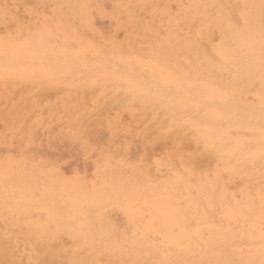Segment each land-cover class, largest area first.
<instances>
[{
    "label": "rangeland",
    "instance_id": "1",
    "mask_svg": "<svg viewBox=\"0 0 264 264\" xmlns=\"http://www.w3.org/2000/svg\"><path fill=\"white\" fill-rule=\"evenodd\" d=\"M0 56V264H264V0H0Z\"/></svg>",
    "mask_w": 264,
    "mask_h": 264
},
{
    "label": "bare ground",
    "instance_id": "2",
    "mask_svg": "<svg viewBox=\"0 0 264 264\" xmlns=\"http://www.w3.org/2000/svg\"><path fill=\"white\" fill-rule=\"evenodd\" d=\"M162 3V2H161ZM247 14V13H246ZM249 14V13H248ZM210 17V16H209ZM208 18V17H207ZM240 24V23H239ZM10 25H12V24H10ZM230 25V24H229ZM160 32H162V31H160ZM172 32V31H171ZM252 32H253V30H252ZM251 32V33H252ZM24 33V32H23ZM214 33V32H213ZM89 34V33H88ZM179 34H181V33H179ZM258 34H259V32H258ZM178 35V34H177ZM117 36V35H116ZM214 36V35H213ZM258 36H260V34L258 35ZM177 37H179V36H177ZM241 37V36H240ZM213 38V37H212ZM214 38H216V37H214ZM213 38V39H214ZM118 39V38H117ZM262 39V38H261ZM180 40V39H179ZM240 40V39H239ZM256 40V39H255ZM181 41V40H180ZM242 40H240V42H241ZM260 42V41H259ZM183 43V42H182ZM256 43H258V41L256 42ZM100 44V43H99ZM252 45V44H251ZM254 45V44H253ZM257 45V44H256ZM237 46H238V44H237ZM249 46V45H248ZM241 47V46H240ZM250 47V46H249ZM253 47V46H252ZM206 48H207V46H206ZM225 48V47H224ZM238 48V47H237ZM243 48H244V46H243ZM254 48V47H253ZM257 48V47H256ZM10 49V48H9ZM12 49V48H11ZM88 49V48H87ZM248 49V48H247ZM224 50V49H223ZM222 50V51H223ZM106 51V50H105ZM113 52H115L114 50H112ZM225 51V50H224ZM247 51V50H246ZM250 51V50H249ZM14 52V51H13ZM31 52V51H30ZM97 52V51H96ZM258 52V51H257ZM27 54H28V52H26ZM25 53V54H26ZM78 53H79V50H78ZM77 53V54H78ZM218 53V52H217ZM254 53V52H253ZM5 54V53H4ZM9 54V53H8ZM24 54V55H25ZM26 54V55H27ZM95 54H97V53H95ZM99 54H100V52H99ZM104 54V53H103ZM219 54V53H218ZM242 54H243V52H242ZM15 55V54H14ZM72 55V54H71ZM81 55V54H80ZM90 55V54H89ZM109 55V54H108ZM113 55V54H112ZM115 55V54H114ZM213 55V54H212ZM1 56H2V54H1ZM0 56V57H1ZM16 56V55H15ZM86 56H88V55H86ZM117 56V55H116ZM220 56V55H219ZM254 56V55H253ZM260 56V55H259ZM13 57V56H12ZM27 57H29V56H27ZM26 57V58H27ZM60 57V56H59ZM70 57V56H69ZM85 57V56H84ZM104 57H105V55H104ZM119 57H121V55L120 56H118V58ZM126 58L128 57V56H125ZM124 57V58H125ZM90 58V57H89ZM107 58V57H106ZM113 58H114V56H113ZM215 58V57H214ZM225 58V57H224ZM224 58H223V60H224ZM4 59V58H3ZM14 59V58H13ZM92 59V58H91ZM115 59V58H114ZM129 59V58H128ZM15 60V59H14ZM13 60V61H14ZM20 60V59H19ZM31 60V59H30ZM74 60H75V58H74ZM116 60H117V58H116ZM127 60V59H126ZM133 60V59H132ZM139 60V59H138ZM138 60H137V62H138ZM144 60V59H143ZM218 60V59H217ZM6 61V60H5ZM78 61V60H77ZM87 61V60H86ZM104 61V60H103ZM102 61V62H103ZM142 61V60H141ZM140 61V62H141ZM226 61V60H225ZM228 61V60H227ZM254 61H256V60H254ZM8 62H10V60L8 61ZM12 62V61H11ZM21 62H23L22 60H21ZM125 62V61H124ZM134 62H135V60H134ZM144 62V61H143ZM72 63V62H71ZM80 63V62H79ZM226 63V62H225ZM1 64V63H0ZM22 64V63H21ZM26 64V63H25ZM68 64V63H67ZM85 64V63H84ZM97 64H98V62H97ZM138 64H140V63H138ZM141 64H142V62H141ZM11 65V64H10ZM12 65H13V63H12ZM61 65V64H60ZM15 66V65H14ZM19 65H17V67H18ZM68 66V65H67ZM70 66V65H69ZM68 66V67H69ZM140 66V65H139ZM148 66V65H147ZM2 67H3V65H2ZM7 67V66H6ZM20 67V66H19ZM71 67V66H70ZM72 67H75L74 65L72 66ZM83 67V66H82ZM111 67H113V65L111 66ZM126 67V66H125ZM149 67V66H148ZM152 67V66H151ZM25 68V67H24ZM23 68V70H25ZM38 68V67H37ZM65 68V67H64ZM120 68V67H119ZM143 68V67H142ZM2 69V68H1ZM4 69V68H3ZM33 69V68H32ZM39 69V68H38ZM80 69L81 68H79V71H80ZM85 69V68H84ZM160 69V68H159ZM161 69H163V67L161 68ZM165 69V68H164ZM244 69H246V67H244ZM9 70H10V68H9ZM19 70V69H18ZM61 70V69H60ZM62 70H63V68H62ZM69 70V69H68ZM92 70V69H91ZM96 70V69H95ZM120 70V69H119ZM140 70H142V69H140ZM146 70H148V69H146ZM156 70H158V69H156ZM155 70V71H156ZM13 71V70H12ZM12 71H10V72H12ZM28 71V70H27ZM34 71H36V68H35V70ZM82 71H83V69H82ZM89 71V70H88ZM93 71V70H92ZM105 71H107V70H105ZM159 71V70H158ZM157 71V72H158ZM168 72H169V70H167ZM225 70H223V72H224ZM235 71V70H234ZM1 72V71H0ZM15 72V71H14ZM17 72V71H16ZM57 72H59V71H57ZM68 72V71H67ZM87 72V71H86ZM108 72V71H107ZM132 71H130V73H131ZM142 72V71H141ZM151 72V71H150ZM160 72V71H159ZM35 73V72H34ZM44 73V75H46L45 73L46 72H42L41 74H43ZM50 73V72H49ZM105 73V72H104ZM147 73H149L148 71H147ZM172 73V72H171ZM171 73H169L170 75H171ZM174 73V72H173ZM18 74V73H17ZM110 74V73H109ZM109 74H106L105 75V77H107V75H109ZM114 72H113V75H112V77H114ZM142 74V73H141ZM146 74V73H145ZM150 74V73H149ZM148 74V75H149ZM160 74V73H159ZM165 74L167 75V73L165 72ZM43 75V76H44ZM51 75V74H50ZM74 75V74H73ZM103 75V74H102ZM126 75V74H125ZM15 76V75H14ZM13 76V77H14ZM42 76V75H41ZM63 76H65V75H63ZM69 76V75H68ZM83 76V75H82ZM110 76L111 75H109V78H110ZM117 76L118 75H116V78H117ZM127 76V75H126ZM161 76V75H160ZM35 77V76H34ZM47 77V76H46ZM61 77V76H60ZM70 77V76H69ZM119 77V76H118ZM123 77V76H122ZM121 77V78H122ZM125 77V76H124ZM161 77H164V75L163 76H161ZM223 77H224V74H223ZM16 78V77H15ZM18 78V77H17ZM39 78H40V76H39ZM45 78V77H44ZM81 78V77H80ZM97 78V77H96ZM103 78V77H102ZM114 79L113 78V80H115L116 82H117V79ZM120 78V79H121ZM154 78H156V77H154ZM169 78H170V76L168 77V80H169ZM28 79V78H27ZM47 79V78H46ZM49 79L51 80V78H50V76H49ZM53 79V78H52ZM60 79V78H59ZM112 79V78H111ZM119 79V80H120ZM147 79V78H146ZM151 79V78H150ZM157 79V78H156ZM155 79V80H156ZM162 79H164V78H161V80ZM262 79H264V77L262 78ZM15 80V79H14ZM20 80H21V78H20ZM24 80H25V78H24ZM29 80V79H28ZM50 80H49V82H50ZM53 80H55V79H53ZM66 80L67 79H65V82H66ZM69 80V79H68ZM74 80V79H73ZM73 80H71V81H73ZM76 80V79H75ZM126 80V79H125ZM254 80H255V78H254ZM2 81H4V80H2ZM6 81V80H5ZM44 81V80H43ZM46 81V80H45ZM81 81V80H80ZM92 81V80H91ZM104 81H105V78H104ZM109 81H111V80H109ZM122 81V80H121ZM156 81H158V79L156 80ZM86 82V81H85ZM84 82V80H83V84L85 83ZM106 82V81H105ZM126 82V81H125ZM132 82V81H131ZM160 82V81H159ZM170 82V81H169ZM174 82V81H173ZM178 82V81H177ZM197 82V81H196ZM75 83V82H74ZM80 83H82V82H80ZM127 83L128 82H126V85H127ZM164 83V82H163ZM199 83H202V81H200L199 80ZM73 84V83H72ZM72 84H70V85H72ZM112 86H113V84L112 83H110ZM120 83L118 82V84L117 85H119ZM125 84V83H124ZM152 84H154V83H152ZM167 84V83H166ZM169 84H171V83H169ZM206 84H208V83H206ZM74 85V84H73ZM72 85V86H73ZM107 85V84H106ZM138 85V84H137ZM139 85H141V84H139ZM158 85V84H157ZM165 85V84H164ZM174 85V84H173ZM187 85V84H186ZM189 85V84H188ZM108 86H110L109 84H108ZM125 86V85H124ZM132 86V85H131ZM153 86H155V84L153 85ZM192 86V85H191ZM200 86H202L201 84H200ZM211 86H213V85H211ZM80 87H82V86H80ZM134 87H136V86H134ZM170 87V86H169ZM207 87V86H206ZM205 87V88H206ZM234 87V86H233ZM113 88H114V86H113ZM116 88V87H115ZM152 88V87H151ZM159 88H161V87H159ZM165 88V87H164ZM196 88V87H195ZM210 88V87H209ZM44 89H46V88H44ZM56 89H58V88H56ZM119 89H123V88H119ZM141 90H142V88H140ZM200 89V88H199ZM198 89V90H199ZM203 89H204V87H203ZM85 90V89H84ZM87 90V89H86ZM92 90V89H91ZM107 90V89H106ZM108 90H109V88H108ZM114 90V89H113ZM116 90V89H115ZM118 90V89H117ZM153 90V89H152ZM102 91H103V89H102ZM146 91H148V90H146ZM159 91V90H158ZM203 91V90H202ZM206 91V90H205ZM209 91V90H208ZM212 91H214V90H211V92ZM18 92V91H17ZM144 92V91H143ZM150 92V91H149ZM207 92V91H206ZM116 93V92H115ZM132 93H135V92H132ZM132 93H131V95H132ZM139 93V92H138ZM145 93V92H144ZM120 94V93H119ZM148 94V93H147ZM150 94V93H149ZM209 94V93H208ZM211 94V93H210ZM209 94V95H210ZM218 94V93H217ZM14 95H15V93H14ZM138 95H140V94H138ZM150 96H151V94H150ZM153 96V95H152ZM152 96L150 97V98H152ZM155 96V95H154ZM219 96V95H218ZM134 97V96H133ZM136 97V96H135ZM138 97V96H137ZM141 97V96H140ZM162 97V96H161ZM242 96H240V98H241ZM83 98V97H82ZM142 98V97H141ZM146 98V97H145ZM155 98V97H154ZM156 98L158 99V96H156ZM208 98H211V97H209L208 96ZM113 99V98H112ZM138 99H139V97H138ZM167 99V98H166ZM40 100V99H39ZM72 100V99H71ZM86 100V99H85ZM110 100V99H109ZM159 100H161V98H159ZM111 101V100H110ZM153 101V100H152ZM166 101V100H165ZM169 101H171V100H169ZM51 102V101H50ZM57 102V101H56ZM138 102V101H137ZM158 102H160V103H167V102H161V101H158ZM192 102V101H191ZM154 103H155V101H154ZM159 103V104H160ZM171 104V103H170ZM161 105V104H160ZM167 105V104H166ZM191 105V104H190ZM58 106V105H57ZM164 106V105H163ZM173 106H175V105H173ZM81 107V106H80ZM153 107V106H152ZM156 107H158L157 106V102H156ZM169 107V106H168ZM155 108V107H154ZM161 108V107H160ZM164 110H165V108H163ZM166 109H167V107H166ZM46 110V109H45ZM168 110H169V108H168ZM36 111V110H35ZM186 111H187V109H186ZM103 112V111H102ZM185 112V111H184ZM166 113V112H165ZM172 113V112H171ZM177 113H179V112H177ZM176 114V113H175ZM216 114V113H215ZM166 115H167V113H166ZM167 116H170V115H167ZM213 117H214V115H212ZM148 117V116H147ZM165 117V116H164ZM181 117V116H180ZM150 118V117H149ZM206 118V117H205ZM151 119V118H150ZM157 119V118H156ZM167 119V118H166ZM170 119V118H169ZM169 119H167V120H169ZM184 119V118H183ZM167 120H166V122H167ZM176 120V119H175ZM185 120V119H184ZM189 120V119H188ZM151 121V120H150ZM166 122H165V124H166ZM183 122V121H182ZM191 122V121H190ZM173 123V122H172ZM175 123V122H174ZM184 123V122H183ZM161 124V123H160ZM185 124V123H184ZM193 125H194V123H192ZM163 125H164V123H163ZM163 125H162V127H163ZM179 125V124H178ZM192 125V126H193ZM152 126V125H151ZM165 126V125H164ZM180 126V125H179ZM185 126H186V124H185ZM188 126V125H187ZM200 126V128H202L201 127V125H199ZM194 127V126H193ZM196 127H197V124H196ZM209 127V126H208ZM149 128V127H148ZM151 128V127H150ZM186 128V127H185ZM198 128V127H197ZM206 128V127H205ZM210 128V127H209ZM177 129V128H176ZM151 130V129H150ZM198 130V129H197ZM201 130H203V129H201ZM211 129H209V131H210ZM214 130V129H213ZM181 132H182V129H181ZM200 132V131H199ZM204 132V131H203ZM211 133H214V132H212V131H210ZM173 134V133H172ZM205 134V133H204ZM207 134H208V131H207ZM215 135H216V133H215ZM217 135H218V133H217ZM214 136V135H213ZM221 136H223L222 134H221ZM264 136V135H263ZM168 138V137H167ZM219 138H221V137H219ZM261 138V137H260ZM215 139H216V137H215ZM222 139V138H221ZM235 139V138H234ZM210 140V139H209ZM214 140V139H213ZM217 140V139H216ZM207 141V140H206ZM211 141V140H210ZM209 141V142H210ZM215 141V140H214ZM225 141V140H224ZM235 141V140H234ZM237 141V140H236ZM242 141V140H241ZM240 141V142H241ZM244 141V140H243ZM216 142V141H215ZM257 143H258V141H256ZM211 143V142H210ZM232 143V142H231ZM248 143V142H247ZM214 144H217V143H214ZM223 144V143H222ZM226 144V143H225ZM234 144H232V146H233ZM235 146V145H234ZM236 146H238V145H236ZM231 147V146H230ZM240 148H242L243 146H241V143H240V146H239ZM209 148H210V145H209ZM215 148V147H214ZM229 148V147H228ZM231 149V148H230ZM256 149V148H255ZM198 150H199V148H198ZM240 150V149H239ZM238 150V151H239ZM241 150H243V149H241ZM261 150V149H260ZM244 151H245V149H244ZM251 151V150H250ZM213 152H214V150H213ZM218 152H223V151H219L218 150ZM237 152V150L235 151V153ZM225 153V152H224ZM245 153H247V152H245ZM229 154V153H228ZM225 155V154H224ZM233 155V154H232ZM246 155V154H245ZM174 156V155H173ZM221 156V155H220ZM227 157V156H226ZM260 157H261V155H260ZM246 158H248L247 156H246ZM262 158H263V156H262ZM252 159V158H251ZM259 159V158H258ZM8 160V159H7ZM228 160V159H227ZM248 160V159H247ZM259 160H261V159H259ZM240 161H242V160H240ZM246 161V160H245ZM231 162V161H230ZM244 162V161H243ZM249 162V161H248ZM237 163H239V162H237ZM242 163V162H241ZM250 163V162H249ZM249 165V164H248ZM264 166V165H263ZM5 170V169H4ZM230 170H232V169H230ZM234 173V172H233ZM152 174V173H151ZM202 174V173H201ZM204 174V173H203ZM263 178H264V176H262ZM258 178H259V176H258ZM255 180V179H254ZM263 181V180H262ZM262 181H260V182H262ZM53 186V185H52ZM99 187V186H98ZM14 188V187H13ZM82 189V188H81ZM80 189V190H81ZM77 190V189H76ZM84 190V189H83ZM264 191V190H263ZM253 194V193H252ZM254 195V194H253ZM56 197V195H53V194H51L50 195V199H54ZM67 198V199H71V200H77V201H92L91 200V198L90 197H88V196H85V195H83V193L82 192H77V191H74V190H69V191H66L64 194H63V198ZM263 197V196H262ZM258 198V197H257ZM260 200V199H259ZM260 202V201H259ZM262 203V202H261ZM264 204V203H263ZM262 207H264V206H262ZM77 212H79V211H77ZM94 212V211H93ZM250 212V211H249ZM255 212H256V210H255ZM261 212V211H260ZM263 212V211H262ZM250 214V213H249ZM95 216V215H94ZM162 216V215H161ZM262 216V215H261ZM161 218V217H160ZM259 219V218H258ZM96 228V227H95ZM32 240V239H31ZM31 243H32V241H31ZM40 246V245H39ZM42 249V248H41ZM45 261H46V259H45Z\"/></svg>",
    "mask_w": 264,
    "mask_h": 264
}]
</instances>
